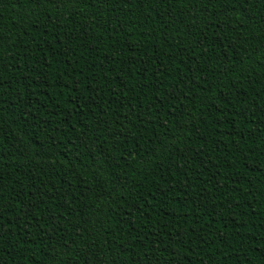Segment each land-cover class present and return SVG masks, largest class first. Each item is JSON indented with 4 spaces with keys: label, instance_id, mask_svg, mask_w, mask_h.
Instances as JSON below:
<instances>
[{
    "label": "trees",
    "instance_id": "trees-1",
    "mask_svg": "<svg viewBox=\"0 0 264 264\" xmlns=\"http://www.w3.org/2000/svg\"><path fill=\"white\" fill-rule=\"evenodd\" d=\"M0 264H264V0H0Z\"/></svg>",
    "mask_w": 264,
    "mask_h": 264
}]
</instances>
